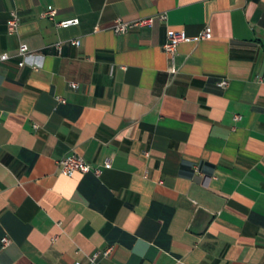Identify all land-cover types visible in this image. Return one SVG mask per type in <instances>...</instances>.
Masks as SVG:
<instances>
[{
	"label": "crops",
	"instance_id": "crops-1",
	"mask_svg": "<svg viewBox=\"0 0 264 264\" xmlns=\"http://www.w3.org/2000/svg\"><path fill=\"white\" fill-rule=\"evenodd\" d=\"M3 54L0 264H264V0H0Z\"/></svg>",
	"mask_w": 264,
	"mask_h": 264
},
{
	"label": "built area",
	"instance_id": "built-area-1",
	"mask_svg": "<svg viewBox=\"0 0 264 264\" xmlns=\"http://www.w3.org/2000/svg\"><path fill=\"white\" fill-rule=\"evenodd\" d=\"M56 14L55 9L52 6H49L42 14L41 17L44 19H53ZM158 18L162 21L167 20V16L165 13L159 14ZM154 23V17H147V18H140L131 22H125L123 20H116L115 24L113 26V31L117 35H123L126 34L128 31H130L133 28H143V27H151ZM79 24V19L78 18H71V19H66L59 21L56 25L60 28H70L73 26H77ZM20 25V20L18 15L15 12H12L9 20H8V33L9 34H16L18 31ZM212 37V32L211 28L209 26H206L205 29L203 30L202 34L199 37V40L202 39H210ZM190 41L189 38H187L184 34L183 31H173L169 32L167 35V41L164 44L163 48L167 54L170 55L172 60H174V56L177 52V47L181 42H187ZM73 44L79 46L80 41L75 40L73 41ZM58 51L60 52L62 49V44H57L56 45ZM19 54L21 56H27L29 55L28 48L25 44H22L19 48ZM8 59L7 54H3L0 57V62L5 61ZM20 65H23V62L20 63ZM170 72L172 74L176 73V69L174 65L170 67ZM217 85L220 88H225L228 86V81L227 80H220ZM73 88L77 87V84H72ZM1 111H0V119H1ZM238 118V117H237ZM110 161H106L104 166L105 167H110ZM59 166H60V173L63 176H72L75 173H88V172H93L96 175H100L101 169L99 167L93 168L90 164H88L82 157H79L75 154L72 155H66L62 157L59 160ZM2 243L5 245L8 244V240L4 238L2 240ZM110 250H107L104 253H96L93 256L89 258V262L87 264H98V260L101 256H107L109 254ZM73 264H85L82 262H74Z\"/></svg>",
	"mask_w": 264,
	"mask_h": 264
}]
</instances>
